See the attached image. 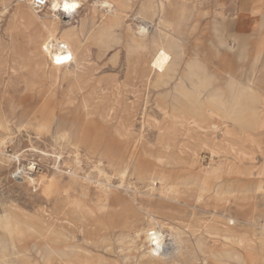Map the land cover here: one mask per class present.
Instances as JSON below:
<instances>
[{
  "label": "rangeland",
  "instance_id": "374dc122",
  "mask_svg": "<svg viewBox=\"0 0 264 264\" xmlns=\"http://www.w3.org/2000/svg\"><path fill=\"white\" fill-rule=\"evenodd\" d=\"M97 1L57 13L56 30L24 0H0V50L15 48L0 53V110L12 118L0 130V264H204L200 236L264 264V145L263 160L248 146L264 94L229 78L255 68L264 90V45L230 35L228 0H110L119 17L107 25ZM164 6L177 33L160 72L135 36L139 18L157 25ZM58 43L70 54L59 63ZM221 98L228 106L211 102ZM151 231L177 236L159 261Z\"/></svg>",
  "mask_w": 264,
  "mask_h": 264
},
{
  "label": "bare ground",
  "instance_id": "6f19581e",
  "mask_svg": "<svg viewBox=\"0 0 264 264\" xmlns=\"http://www.w3.org/2000/svg\"><path fill=\"white\" fill-rule=\"evenodd\" d=\"M24 1L27 4L26 0H24ZM66 3H68V4H77L78 7H76V9L74 11L69 13V12H66L64 10V4H66ZM54 4H58L59 7H53ZM82 4H83V0H51L49 5L41 12L35 11V10H33L31 8L30 9L31 12L29 13V15L36 22L43 23V24L47 23L48 25L52 26L56 30H59L61 28V26H62V21L57 19V17L60 16L57 13H61L62 15H64L65 16L64 19L66 17L75 16V15H77L79 13V9L81 8ZM97 4L104 10V13L102 15V19L103 20L101 22H99V24L103 23V24L107 25V21L113 23L115 20H117V18L119 17L118 16V10H117V7L115 6V4L112 1H110V0H98ZM176 6L180 7L179 9H181V12L184 11L180 3L176 4ZM176 6L174 5V7H176ZM147 9H149V7H145L144 11H147ZM166 9H167V7L164 6L163 9H162L163 17L161 18V20L159 21V23L157 25L154 24L153 21H150L147 18V16H145V15L142 18H139L140 20H139V23L137 24L138 34L135 36V38L138 39V43H139V41H143V43H144L143 45L144 46L141 44V47L146 52V56H147V54L150 56L149 60L150 59L152 60L151 62L153 64V66L155 68H157L160 72H164V71L168 70L171 67V65H172V58L168 54V52L166 51L165 48L170 47V45H167V43H170V42H172L171 43L172 45H175L176 39L173 37V34L177 33L176 24L174 23V21L171 18L168 17V15L166 14ZM18 13H22V10L20 8H18ZM97 23H98V17H97L96 14L92 13L90 15V17H88L86 19V21H85V28H86V35L87 36H90L91 33H93L95 27L97 26ZM117 24L118 23H116V25ZM10 35L8 37H10ZM102 36H104V35H102ZM101 41L103 42L105 40L101 39ZM9 44L14 45L13 39H11ZM166 45H167V47H166ZM56 48H57V50H56V53L54 55L55 60L58 61V58H64V57L68 58L70 56L67 48L65 46H62L60 43L57 44ZM6 51H8V53ZM14 51H15L14 47L13 48L6 47V49H4V48L1 49L0 53L4 52L6 57L8 58L9 57V53L10 54L12 52L14 53ZM24 58H25V60H27V61L29 60L30 62L33 60L32 56H29V58H28V56L27 57L25 56ZM60 60L62 61V60H65V59H60ZM23 65L26 67L25 63ZM13 69H17V68L15 67ZM16 78H17L16 81H18L19 78L18 77H16ZM229 78H230V83L231 84H236V78L234 76L229 75ZM16 81H13V83H15ZM17 85H19V84L17 83ZM35 86L36 85L30 83L27 86V88L29 90H31ZM211 102L213 104H215V105H218L219 107L228 106L227 105L228 102H223V98H221L220 100H213L212 99ZM234 112L231 113L230 115L227 114L225 117H223L221 119L223 120V119H229V118L232 119V118H234V120H236L237 113L234 114ZM206 113H208L207 116L209 118V111L206 112ZM216 117H217V114H216ZM8 122H9L8 114L6 112H3V111L0 110V130L1 129H6L7 130V123ZM28 170H31V171L37 170V167L29 166ZM187 180H188V178H187ZM188 181L191 184L190 180H188ZM199 183L200 182L198 180V181H196L195 185H198ZM104 208H106V207H104ZM164 238L165 237L160 232H157V231H151V232H149L147 234V238L146 239H147V241L149 242L150 245L151 244L154 245V247L152 249H153V253L155 254V257H156V259L158 261H159L160 257H163V254H165L164 250L167 251V249H168L167 246L164 247L163 245L164 244L167 245V244H170V243H176L177 236H174L173 238H171L169 243H166V241H164L165 240ZM199 238L202 239L201 236L198 237V239L195 240V245L197 246V248L199 250V254L202 255V257H204L203 258V263L204 264H223V263H219V261H217L218 259L223 258V257H225V259L227 258L229 260H234L236 262V264H240L242 262V258L238 257L236 255L235 251H233L232 249H228V247H226L222 251H217L214 246L202 245L200 243L201 241H200ZM182 246H184V245H182ZM157 260H155V261H157ZM226 263L230 264L228 262H226ZM152 264H160V262H154ZM241 264H243V263H241Z\"/></svg>",
  "mask_w": 264,
  "mask_h": 264
},
{
  "label": "crops",
  "instance_id": "0c3cea01",
  "mask_svg": "<svg viewBox=\"0 0 264 264\" xmlns=\"http://www.w3.org/2000/svg\"><path fill=\"white\" fill-rule=\"evenodd\" d=\"M226 4H228V9L230 10L229 18H227V21L229 22L232 28L230 30V35L232 37L234 36V39H241V40L246 39V40L255 41L252 44L253 46L264 45V43L262 42L264 41V0H228ZM20 26L23 27L22 31L25 30L26 32H28V37L33 36L34 31H36L35 28L24 25V24ZM20 26L17 29L21 28ZM17 29H14V30H17ZM215 30L218 32L217 36L219 38L221 37L222 39H224V35L227 34L226 26L223 23L217 24V27L215 28ZM226 39H228L227 36H226ZM240 44H242L240 45V47L244 45L246 46L245 42H240ZM240 53L242 56L243 55L242 51ZM21 63H25L28 71L30 70L29 68H31L32 74H33L34 65H35L34 62L30 63V61H26V62H21ZM261 71L264 72V65L262 66ZM11 73L13 76H16L13 74L12 71ZM235 78H236V82L237 83L239 82L242 85V88L248 87L247 89H249L253 93L260 94V95L264 94V90L259 88V84L261 80L255 68L250 72V74L244 77L245 79L240 80L236 76ZM5 93H9V92L5 90ZM259 104H262V106L260 107ZM259 104L258 105L256 104V106L258 107V111L261 112L262 115L264 116V102L259 103ZM11 121H12V118H9V123ZM259 121L260 120H258L259 129L252 132V136L254 138L253 140H255V142H253L252 145L249 144L248 146H250V149L252 150V152H254L252 154L253 159H254V156H257L258 159L263 160L262 153H263V145H264L263 144L264 143V119H262V123H260ZM233 140L238 141V140H242V138L240 136H237V137H234ZM256 144L259 145V147ZM248 146L246 145L247 148H249ZM255 151L257 152V154H255ZM258 169H261V166H258Z\"/></svg>",
  "mask_w": 264,
  "mask_h": 264
},
{
  "label": "built area",
  "instance_id": "2783aa9c",
  "mask_svg": "<svg viewBox=\"0 0 264 264\" xmlns=\"http://www.w3.org/2000/svg\"><path fill=\"white\" fill-rule=\"evenodd\" d=\"M51 0H26L27 4L35 11H43L50 3Z\"/></svg>",
  "mask_w": 264,
  "mask_h": 264
},
{
  "label": "clouds",
  "instance_id": "9594fccd",
  "mask_svg": "<svg viewBox=\"0 0 264 264\" xmlns=\"http://www.w3.org/2000/svg\"><path fill=\"white\" fill-rule=\"evenodd\" d=\"M41 2H42V0H41ZM64 5H67L68 7H67V9H65V7H64V10L66 11V12H72V11H74L75 9H76V7H73L72 5L73 4H68V3H66V4H64ZM53 7H59V5L58 4H54L53 5ZM58 59H67L66 57H64V58H58Z\"/></svg>",
  "mask_w": 264,
  "mask_h": 264
},
{
  "label": "snow or ice",
  "instance_id": "6c2138e0",
  "mask_svg": "<svg viewBox=\"0 0 264 264\" xmlns=\"http://www.w3.org/2000/svg\"><path fill=\"white\" fill-rule=\"evenodd\" d=\"M72 6H73V7H78L77 4H73ZM64 7H65V9H67L68 6H67V5H64ZM67 59H70V57H68ZM57 62L59 63V62H62V61H61L60 59H58Z\"/></svg>",
  "mask_w": 264,
  "mask_h": 264
}]
</instances>
